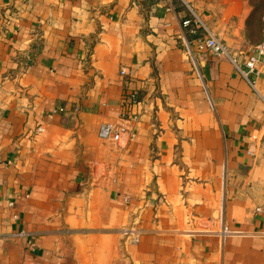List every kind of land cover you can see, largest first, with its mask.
<instances>
[{"label": "crops", "instance_id": "0c3cea01", "mask_svg": "<svg viewBox=\"0 0 264 264\" xmlns=\"http://www.w3.org/2000/svg\"><path fill=\"white\" fill-rule=\"evenodd\" d=\"M192 1L243 65L262 36L248 1ZM185 15L0 0V264H264V66L251 88ZM104 124L131 139L102 141Z\"/></svg>", "mask_w": 264, "mask_h": 264}, {"label": "built area", "instance_id": "2783aa9c", "mask_svg": "<svg viewBox=\"0 0 264 264\" xmlns=\"http://www.w3.org/2000/svg\"><path fill=\"white\" fill-rule=\"evenodd\" d=\"M150 2L162 1L165 2L170 10L174 11V2H178L179 6L186 12L187 18L183 19L181 22V27L183 30L193 26V28H198L202 32L201 38L196 40V49L199 52H207L216 58H225L231 64L233 69L239 74V76L251 87L254 88V80L259 75V67L264 66V17H262V36L261 41L256 46L250 49V55L243 65L239 64L236 57L232 56L226 49V47L220 43L206 28V26L201 21L197 10L193 5L192 0H146ZM190 35L195 34L194 30L189 31ZM185 49L188 55H190L189 44L185 43ZM192 67L196 75L199 77L196 65L192 62ZM128 73L125 69L120 70V76L125 77ZM138 105V99L136 95L131 94L124 98V113L120 116L119 122H122L129 126L136 125L139 122V114L137 112H132L134 107ZM38 133H43L41 128L37 129ZM98 137L104 142H108L114 147H119V145L127 137L131 139L130 128L123 126L121 124H104L101 125L98 131ZM256 213L264 215V208H256ZM121 234L130 243H135L137 241V232L131 228H127L121 231Z\"/></svg>", "mask_w": 264, "mask_h": 264}, {"label": "rangeland", "instance_id": "374dc122", "mask_svg": "<svg viewBox=\"0 0 264 264\" xmlns=\"http://www.w3.org/2000/svg\"><path fill=\"white\" fill-rule=\"evenodd\" d=\"M251 8L253 9L254 6L257 7L256 14L254 16V21L256 24H258V21L264 17V0H247ZM262 22V21H261ZM258 26V25H257ZM262 33V28H261ZM254 36V33L252 32V37Z\"/></svg>", "mask_w": 264, "mask_h": 264}, {"label": "trees", "instance_id": "16d2710c", "mask_svg": "<svg viewBox=\"0 0 264 264\" xmlns=\"http://www.w3.org/2000/svg\"><path fill=\"white\" fill-rule=\"evenodd\" d=\"M174 3L179 6L178 2H174ZM179 8H181V7L179 6ZM256 9H257V7H255V6L252 9V16L253 17L256 14V11H255ZM181 10L184 11L182 8H181ZM186 18H187V15H185V17L183 19H186ZM192 29L194 30L195 34L189 35L190 38H193L194 39V38H198V37H201L202 36V32L200 33L201 30H199L198 28H193V26H190L189 28L185 29V31H186V33H189V31L192 30Z\"/></svg>", "mask_w": 264, "mask_h": 264}]
</instances>
